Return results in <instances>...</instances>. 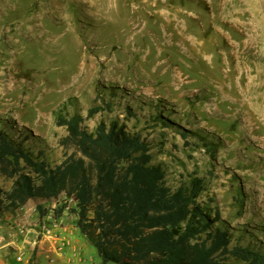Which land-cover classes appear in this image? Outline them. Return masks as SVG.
I'll list each match as a JSON object with an SVG mask.
<instances>
[{
    "label": "rangeland",
    "instance_id": "1",
    "mask_svg": "<svg viewBox=\"0 0 264 264\" xmlns=\"http://www.w3.org/2000/svg\"><path fill=\"white\" fill-rule=\"evenodd\" d=\"M59 114L142 134L167 186L205 180L231 248L264 252V0H0V130L55 168L77 154ZM38 204L0 212L2 262L102 264L75 206ZM63 206L71 261L39 235Z\"/></svg>",
    "mask_w": 264,
    "mask_h": 264
},
{
    "label": "trees",
    "instance_id": "2",
    "mask_svg": "<svg viewBox=\"0 0 264 264\" xmlns=\"http://www.w3.org/2000/svg\"><path fill=\"white\" fill-rule=\"evenodd\" d=\"M97 112L91 109L89 117ZM84 123L79 114L57 116V125L68 132L64 145L77 154L55 168L0 130V176L12 181L10 191L0 185V212L35 200L47 216L45 203L73 198L77 228L102 264H226L230 257L264 264L263 251L231 248L230 233L215 227L220 213L212 218L198 202L206 189L203 178L195 176L173 190L163 167L152 163L151 144L142 134L129 132L117 119L95 131ZM64 210H55L56 219Z\"/></svg>",
    "mask_w": 264,
    "mask_h": 264
},
{
    "label": "built area",
    "instance_id": "3",
    "mask_svg": "<svg viewBox=\"0 0 264 264\" xmlns=\"http://www.w3.org/2000/svg\"><path fill=\"white\" fill-rule=\"evenodd\" d=\"M64 199L67 204L76 206L77 202L73 198L68 199L64 197ZM20 234H28V231L25 228H21ZM39 235L41 236L42 243H50L54 253L58 256H63L70 244L68 241L67 228H65L61 220L56 219L55 216L50 217L49 221L43 225L42 231L39 233ZM1 241H3V238L0 236V242ZM18 260L22 262L23 255L18 256ZM71 260L72 258L69 257L68 261Z\"/></svg>",
    "mask_w": 264,
    "mask_h": 264
},
{
    "label": "crops",
    "instance_id": "4",
    "mask_svg": "<svg viewBox=\"0 0 264 264\" xmlns=\"http://www.w3.org/2000/svg\"><path fill=\"white\" fill-rule=\"evenodd\" d=\"M70 255H71L70 252L66 251L65 254L63 256H60V257H61V259L66 260V258H68ZM2 258H3V255H2V252H0V264H9L8 262L7 263L2 262L1 261Z\"/></svg>",
    "mask_w": 264,
    "mask_h": 264
}]
</instances>
